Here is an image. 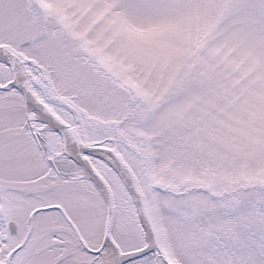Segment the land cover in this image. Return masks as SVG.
Masks as SVG:
<instances>
[{"label":"snow or ice","instance_id":"obj_1","mask_svg":"<svg viewBox=\"0 0 264 264\" xmlns=\"http://www.w3.org/2000/svg\"><path fill=\"white\" fill-rule=\"evenodd\" d=\"M0 264H264V0H0Z\"/></svg>","mask_w":264,"mask_h":264}]
</instances>
